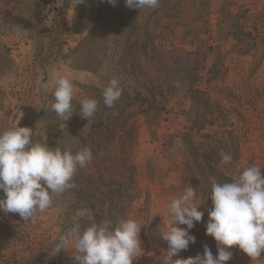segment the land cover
I'll list each match as a JSON object with an SVG mask.
<instances>
[{"label": "rangeland", "instance_id": "374dc122", "mask_svg": "<svg viewBox=\"0 0 264 264\" xmlns=\"http://www.w3.org/2000/svg\"><path fill=\"white\" fill-rule=\"evenodd\" d=\"M73 5L0 0V131L18 120L33 129L34 143L73 153L88 147L93 156L35 222L0 211V264H76L68 246L51 255L60 235L74 223L129 217L141 224L143 251L133 264H163L160 231L172 199L192 186L198 202L214 182L249 166L264 175V0ZM59 75L74 85L67 121L51 109ZM113 77L123 97L108 108L101 91ZM85 97L98 101L89 120L78 114ZM211 208L210 198L198 206L196 241L173 260L202 254L204 245L216 255L205 234ZM230 250L225 264H264V252L251 260Z\"/></svg>", "mask_w": 264, "mask_h": 264}, {"label": "clouds", "instance_id": "9594fccd", "mask_svg": "<svg viewBox=\"0 0 264 264\" xmlns=\"http://www.w3.org/2000/svg\"><path fill=\"white\" fill-rule=\"evenodd\" d=\"M84 0H74V5ZM103 2V0H101ZM115 5L117 0H107ZM129 8L154 9L159 0H124ZM41 87L48 88L42 83ZM122 95L117 78L113 77L102 91L103 103L113 108ZM51 109L58 118L67 121L73 115L74 85L64 75L54 81ZM98 101L82 98L79 115L89 120L94 117ZM114 115L117 113L114 112ZM33 129L15 125L0 131V211L16 213L24 221L35 222L38 215L53 204V196L74 188L72 182L77 168L85 167L93 158L88 147H80L75 153L49 147L46 143L33 142ZM222 162L229 164L232 156L220 153ZM210 198L205 234L216 243V255L207 245L203 253L195 257L174 256L194 244L191 229L202 220L198 206ZM170 217L166 230L160 231L161 239L168 248L163 264H225L233 253L232 246L247 254L251 260H259L264 252V175L261 167L249 166L227 182H214L206 197L197 202L195 188L187 187L178 197L167 204ZM185 225L186 227H179ZM141 224L132 218H120L115 224L109 219L92 222L85 227L74 223L66 235L59 236L55 255L65 246L74 253L76 264H133L142 253L139 233Z\"/></svg>", "mask_w": 264, "mask_h": 264}, {"label": "trees", "instance_id": "16d2710c", "mask_svg": "<svg viewBox=\"0 0 264 264\" xmlns=\"http://www.w3.org/2000/svg\"><path fill=\"white\" fill-rule=\"evenodd\" d=\"M93 90H96V91H98V89L97 88H93ZM101 94H102V91H101ZM123 97V95H121V97L120 98H122ZM119 98V99H120ZM43 113V111L41 110V111H39V114H42Z\"/></svg>", "mask_w": 264, "mask_h": 264}]
</instances>
